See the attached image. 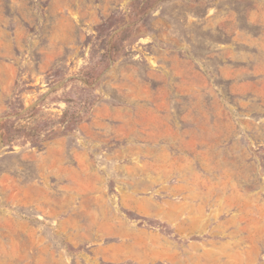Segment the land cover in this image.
I'll return each mask as SVG.
<instances>
[{"label": "rangeland", "instance_id": "obj_1", "mask_svg": "<svg viewBox=\"0 0 264 264\" xmlns=\"http://www.w3.org/2000/svg\"><path fill=\"white\" fill-rule=\"evenodd\" d=\"M9 103L85 116L0 147V264H264V0H0Z\"/></svg>", "mask_w": 264, "mask_h": 264}, {"label": "trees", "instance_id": "obj_2", "mask_svg": "<svg viewBox=\"0 0 264 264\" xmlns=\"http://www.w3.org/2000/svg\"><path fill=\"white\" fill-rule=\"evenodd\" d=\"M21 111L23 112L20 113ZM35 111L34 108L25 110L23 106L16 109L9 103V111L4 114L3 119L0 121V147L9 146L18 138H24L35 146L41 145L45 141L69 134L83 121L85 116L83 111L66 109L60 113L61 115L55 121V124L46 131L34 125L16 124L18 120L23 119V117H30Z\"/></svg>", "mask_w": 264, "mask_h": 264}]
</instances>
